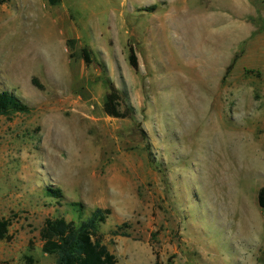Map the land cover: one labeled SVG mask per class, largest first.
<instances>
[{"label": "rangeland", "instance_id": "obj_1", "mask_svg": "<svg viewBox=\"0 0 264 264\" xmlns=\"http://www.w3.org/2000/svg\"><path fill=\"white\" fill-rule=\"evenodd\" d=\"M251 3L246 22L235 0L0 8V90L29 109L0 117V219L12 221L0 264H54L39 232L79 222L76 204L82 220L111 211L100 233L119 264H264V22ZM83 48L89 66L69 57ZM108 81L129 118L103 113ZM122 224L128 236L113 237Z\"/></svg>", "mask_w": 264, "mask_h": 264}, {"label": "trees", "instance_id": "obj_2", "mask_svg": "<svg viewBox=\"0 0 264 264\" xmlns=\"http://www.w3.org/2000/svg\"><path fill=\"white\" fill-rule=\"evenodd\" d=\"M11 0H0V8ZM51 6L57 4V0H48ZM155 8H148L153 11ZM73 41H67L66 45L73 50ZM70 59L78 57L86 66L93 63L92 53L87 48L81 49L77 55L69 54ZM127 61L133 70L138 69V59L132 47L128 49ZM32 85L42 89L36 78L32 79ZM121 93L110 82H107V93L102 105L103 113L114 119H127L131 116V110L126 108L121 111ZM29 109L14 95L5 90H0V117H12L17 114L28 113ZM47 195L58 198L59 193L48 190ZM257 204L264 209V186L257 192ZM79 222L67 221L63 217L47 218L39 232L42 242L41 250L44 254L55 258L54 264H119L117 258L110 252L104 243L100 227L104 225L111 214L109 209L97 208L82 220V207L75 205ZM11 219H0V241H10L9 228ZM127 224L118 225L111 232L113 237H127ZM31 248V247H30ZM31 262V260L29 261ZM155 264H161L158 260ZM167 264H171L169 261Z\"/></svg>", "mask_w": 264, "mask_h": 264}, {"label": "crops", "instance_id": "obj_3", "mask_svg": "<svg viewBox=\"0 0 264 264\" xmlns=\"http://www.w3.org/2000/svg\"><path fill=\"white\" fill-rule=\"evenodd\" d=\"M235 3H236V6H238L237 7L238 11L245 13V15H243V21H245L248 16L252 15L253 4L251 3V0H235ZM261 6H262V19L264 22V0H261ZM244 24H247V23H244ZM242 29L244 30V33H246V34H243L244 36L243 35L241 36L242 40L251 37V32L253 31V28L250 25L246 27L243 26V27L238 28V30H242ZM260 40H261V46H260V49L258 48L257 50H259L258 52L261 55L262 69L264 70V29L260 35Z\"/></svg>", "mask_w": 264, "mask_h": 264}, {"label": "bare ground", "instance_id": "obj_4", "mask_svg": "<svg viewBox=\"0 0 264 264\" xmlns=\"http://www.w3.org/2000/svg\"><path fill=\"white\" fill-rule=\"evenodd\" d=\"M183 108H184V107H183ZM184 113L187 114L186 111H185ZM191 115L193 116V114H191Z\"/></svg>", "mask_w": 264, "mask_h": 264}]
</instances>
